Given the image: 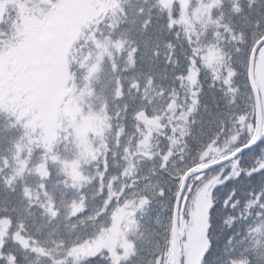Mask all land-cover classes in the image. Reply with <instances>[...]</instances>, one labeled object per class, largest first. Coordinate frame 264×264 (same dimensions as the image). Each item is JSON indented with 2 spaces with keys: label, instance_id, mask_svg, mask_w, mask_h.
<instances>
[{
  "label": "snow or ice",
  "instance_id": "6c2138e0",
  "mask_svg": "<svg viewBox=\"0 0 264 264\" xmlns=\"http://www.w3.org/2000/svg\"><path fill=\"white\" fill-rule=\"evenodd\" d=\"M0 264H264V0H0Z\"/></svg>",
  "mask_w": 264,
  "mask_h": 264
}]
</instances>
